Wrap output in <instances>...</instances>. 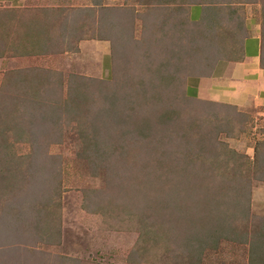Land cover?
<instances>
[{"label": "rangeland", "instance_id": "374dc122", "mask_svg": "<svg viewBox=\"0 0 264 264\" xmlns=\"http://www.w3.org/2000/svg\"><path fill=\"white\" fill-rule=\"evenodd\" d=\"M21 4H0V96L11 101L0 116V264H260L244 237L206 238L234 209L232 187L202 178L182 210L138 204L136 191L162 177L158 163L239 164L251 181L249 222L230 217L219 229L264 233L262 111L185 93L192 76L240 59L250 21L264 66V0ZM191 5L204 9L199 23ZM91 40L111 50L97 56ZM33 96L42 110L22 101L12 115ZM217 195L225 205L203 206Z\"/></svg>", "mask_w": 264, "mask_h": 264}, {"label": "trees", "instance_id": "16d2710c", "mask_svg": "<svg viewBox=\"0 0 264 264\" xmlns=\"http://www.w3.org/2000/svg\"><path fill=\"white\" fill-rule=\"evenodd\" d=\"M162 4V3H160ZM165 5L169 4V3H164ZM164 11V25H166L168 23L169 20L172 19V14L173 12H169V9L167 10H163ZM0 29L3 30V23L2 21L0 22ZM1 36H3L2 31H0V38ZM173 53V52H172ZM148 72H150V70H148ZM158 73V72H156ZM159 74V73H158ZM161 86V85H160ZM39 88H35L34 93L35 92H39L38 90ZM21 90V89H20ZM22 91H19V93H21ZM18 93V94H19ZM24 95V94H23ZM4 97L0 96V108L3 111V114H1V118L5 117V109H4V104H5ZM13 101V100H12ZM24 102L25 104H27L30 108L33 107L34 110H31L29 113L33 114L34 112L32 111H37V109L42 110L43 109V105H38L35 102V96H33V99L29 100L24 99L21 97H19V99L17 100L15 106L13 107V111H12V115L14 114L15 110H17L18 108V104L21 102ZM9 105L11 104V101L8 102L6 101ZM19 102V103H18ZM28 102V103H27ZM78 107H80V104H77L76 108H69V110L74 111V110H78ZM32 109V108H31ZM53 111H50L53 115H55V117H58V113L61 110V106L57 105L54 106ZM28 110L22 111V115H24L26 112H28ZM19 113V110L16 112ZM45 113V111L43 112ZM14 121L20 123L22 121V118L19 117V115L17 116H13ZM59 118V117H58ZM13 120V119H12ZM22 134V133H21ZM33 143H36L35 140ZM86 151L82 150V156L85 155ZM256 162V157L254 160V163ZM238 164V163H237ZM161 166L164 167V169H162L161 172L162 173V177L160 178H156L154 179V169L151 172H148L146 174L147 178L149 177H153V179L150 178V180H148L150 182V184L148 185V187L146 188L147 191H143L137 189L136 193L138 195V204H150L151 206H159V207H163L162 209H166V207H169L170 205H172L175 209L178 210H182L184 209V202H195L196 197H197V193L199 191V183L200 180L202 178L205 179V185L206 186H228L229 189H231L234 191L233 192V197H234V209L232 211H228L230 212L229 214H225L226 216L220 217L219 222H220V227H214L211 230H209L207 233V239L208 237L211 238L213 235H218V234H222L218 237H228L230 236L231 238H236V237H244L246 240V244L249 245V249H251V253L253 251V253L255 252V257H259V262L261 264L262 261V257H264V243L260 242H264L262 240H264V233L261 234V232L259 234H257L255 237L253 235H247L245 231H240L238 232V229H234V231L229 233V230L227 231L228 233L224 234V229H219L222 227V225L225 223V221L227 219H229L230 217L236 218L239 217L240 218V222L243 223H248V212H249V197H250V192H251V181L250 179H247L243 173L244 171L241 169V166L238 164L237 167H234L233 169H228V167L225 164H221V163H216V164H210L209 166H204V165H200L197 164L195 162V169L194 166L191 165H183V164H172V162L170 163H158V167L161 168ZM150 173H152L150 175ZM193 174V175H197L199 177V179L197 180H190L189 176ZM260 176H261V180L264 181V169L261 170L259 172ZM167 175V177H166ZM187 176L184 179V176ZM167 178V179H166ZM166 179V180H163ZM260 180V181H261ZM15 187V185H14ZM12 187V188H14ZM152 187V188H151ZM11 188V189H12ZM151 188V189H150ZM150 189V190H149ZM205 190V189H203ZM220 195H217L216 197H214L213 199L207 201V202H202L203 206L206 207L207 209H212L214 207V205H225L226 201L224 199L219 200ZM215 200H217V203ZM196 203V202H195ZM149 207V208H150ZM50 210V209H49ZM48 210V212H49ZM227 222V221H226ZM206 230V229H205ZM233 236V237H232ZM233 238V239H234ZM247 238V239H246ZM217 240V239H216ZM202 241V240H201ZM261 246V247H260ZM249 261V260H248Z\"/></svg>", "mask_w": 264, "mask_h": 264}, {"label": "crops", "instance_id": "0c3cea01", "mask_svg": "<svg viewBox=\"0 0 264 264\" xmlns=\"http://www.w3.org/2000/svg\"><path fill=\"white\" fill-rule=\"evenodd\" d=\"M25 0H0L14 6ZM22 5V4H21ZM204 14L200 5H191L188 9V19L191 23H199ZM248 34L241 40V57L234 61L218 62L207 76L189 78L185 84L187 98L194 100H209L239 108L248 105L256 106L264 116V66L262 60V38L258 25L250 21L246 23ZM95 54L111 50L110 41L91 40ZM86 43V41H84ZM103 50V52H102ZM111 56L107 57L111 62ZM108 67V66H106ZM256 194H253V198ZM254 201V199H253Z\"/></svg>", "mask_w": 264, "mask_h": 264}]
</instances>
